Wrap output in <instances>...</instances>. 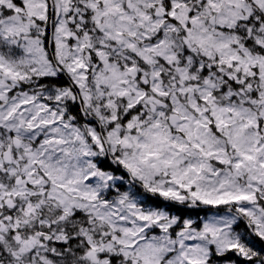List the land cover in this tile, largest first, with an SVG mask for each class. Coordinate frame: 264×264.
<instances>
[{
	"label": "snow or ice",
	"instance_id": "1",
	"mask_svg": "<svg viewBox=\"0 0 264 264\" xmlns=\"http://www.w3.org/2000/svg\"><path fill=\"white\" fill-rule=\"evenodd\" d=\"M0 264H264V0H0Z\"/></svg>",
	"mask_w": 264,
	"mask_h": 264
}]
</instances>
